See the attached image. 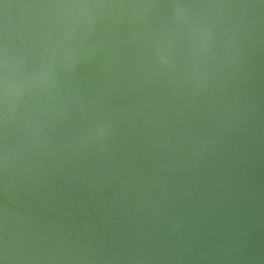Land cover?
Returning a JSON list of instances; mask_svg holds the SVG:
<instances>
[{
	"label": "water",
	"instance_id": "95a60500",
	"mask_svg": "<svg viewBox=\"0 0 264 264\" xmlns=\"http://www.w3.org/2000/svg\"><path fill=\"white\" fill-rule=\"evenodd\" d=\"M0 264H264V0H0Z\"/></svg>",
	"mask_w": 264,
	"mask_h": 264
}]
</instances>
